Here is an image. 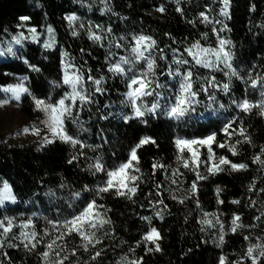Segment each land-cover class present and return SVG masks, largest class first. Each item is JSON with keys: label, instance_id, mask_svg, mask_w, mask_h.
<instances>
[{"label": "trees", "instance_id": "1", "mask_svg": "<svg viewBox=\"0 0 264 264\" xmlns=\"http://www.w3.org/2000/svg\"><path fill=\"white\" fill-rule=\"evenodd\" d=\"M108 4L111 11L106 14L95 13L91 19L103 28L110 26L113 31L111 34L104 32V39L93 42L88 38L86 31L75 37L71 35L72 30L65 16L70 13H82L79 5L73 0H0V47H6V42L18 32L23 31L28 36V29L36 28L39 34L37 41L25 40L22 46L15 47L21 49L17 53L18 56L23 55L41 69L37 74L28 70L19 59L10 55L0 56V84L16 83L14 77L28 76L26 86L32 95L45 98L51 93L53 98L58 99L68 90L67 86L53 88L49 82L60 80V59L63 52L67 53L77 66H83L85 75L89 72L94 77L104 75L103 86L107 89L96 93V102L84 107L75 117L86 131H80L79 125L71 120L65 122L68 134L81 139L86 145H92L91 148L82 149L59 140L43 147H38L39 143L8 145L0 138V181L6 180L17 197L16 202L9 201L0 205V217H17L16 222L19 224V218H27L36 213L33 225L42 234L45 217L63 219L80 207L79 203L74 207L68 206L71 191L79 190L85 184L94 187L101 179V174L93 176L88 171V164L95 163L96 157L99 156L108 167L118 165L141 137L149 136L155 139L156 143L145 144L137 149L140 172L136 174L141 179L138 185L130 182V186H137V193L133 195L132 200L117 197L114 192L97 198L98 203L109 209L104 214L112 221L111 225H106L97 233L102 237L100 246L104 250L103 264H116L119 258L128 252L129 247L135 248V257H143L142 264H217L221 254L225 255L228 261L236 260L246 246L244 235L257 237L264 234V218L259 222L253 219L264 212V194L259 191L264 188V171L250 162L251 157L259 152V146L264 145V117L257 114V109L248 113L241 112L230 101L233 98L241 99L243 96H247L249 100H259L260 92L264 89H253L233 77L228 94L215 89L219 102L226 106L219 112L207 108L206 97H201L205 103L197 105L196 111L183 122L178 123L164 116L153 117L147 123H141L135 118L125 122L119 118V115L130 114L128 107L120 103L124 99L125 85L118 75L114 76L108 72L109 61L105 60V55L111 48L116 55L109 57V60L114 63L121 56L131 54L130 49L135 44L133 36H151L158 46L153 55L158 57L159 50H164L165 61L158 60L161 68L171 64L172 49L177 48L180 50L177 54L184 55L190 61L187 67L192 68L196 76H215L217 81L227 82L228 78L224 76L223 71L195 65L192 58L183 52L185 47L196 40L203 45L214 46L219 34L232 41L231 45L226 47L233 53V68L240 75L247 77L249 69H252L254 75L260 74L264 72V0H230L229 17L220 13V0H179V5L177 0H108ZM162 6L164 11H159ZM178 6L182 12L176 11ZM201 11L208 15L209 20L213 21L212 24L201 22L202 18L198 15ZM21 16L30 19L21 21ZM217 20L228 26L222 33L212 32L213 26L217 29L223 26L216 24ZM48 25L54 29L55 44L46 49L43 45L49 36ZM201 33H208L207 40L201 37ZM112 37L117 40L124 37L123 43L126 47L115 48L109 45L108 41ZM254 65L257 67L253 68ZM219 67L223 69V65ZM157 75L161 82H165L164 77ZM166 82L168 88L174 91L175 78L168 77ZM85 86L87 87V84ZM0 95L6 98L3 93ZM167 99L166 95L161 99V103H166ZM13 101L18 102L26 114L32 113L34 103L31 95L24 93L18 101ZM145 103L150 106L151 98H145ZM73 111L75 113L76 109ZM108 112L113 115L106 120L100 119L102 115L107 116ZM232 116L238 117L234 126H238L240 121L243 122L252 143L237 145V156H233L227 148L217 149L213 146L214 152L216 157L224 155L234 163H248L249 167L234 171L225 165L223 171L208 174L201 164L200 172L206 179L199 182L196 193L200 207L196 206L191 197L184 203H179V199L187 195L185 190L195 177L182 165H177V150L172 142L173 137L207 135L211 131H217L220 122H226ZM224 138L223 133H218V141ZM236 139L237 137H232L229 143H235ZM200 151L201 159L207 162L206 149L202 148ZM81 152L84 155H80ZM184 155L187 156V152ZM73 156L77 158L69 164L68 161ZM153 163L166 165L167 170H154ZM212 163H218V159L214 158ZM177 167L183 173L179 178L182 183L172 184L168 178L172 176V169ZM254 179L255 186L249 191L248 185ZM61 181L68 187L58 189ZM154 182L160 184L161 188L157 189ZM48 188L55 190L60 199L49 200L45 197L44 192ZM217 188L220 189L219 192ZM33 193L40 199H36ZM173 195L177 199H173ZM157 196L163 199L167 208L156 203ZM217 200L222 203H217ZM234 200L240 203H232ZM252 201H255L254 205L251 204ZM156 212H160L163 218L157 217ZM204 212L215 213L225 225L224 243L220 247L214 243L218 239L219 226L208 228L200 223ZM232 213L240 215V223L243 225L258 226L255 229L244 227L235 233L230 232L228 228ZM142 216L152 219L144 221L140 218ZM208 218L215 222V217ZM149 225L154 226L162 237L159 241L161 250L158 252H146L144 244L136 246V241L148 231ZM202 226L206 229L204 232L200 230ZM19 231V227H16L13 235ZM104 232L109 235L103 236ZM54 237L55 233H51L49 238ZM12 242L19 246L8 247L4 244L0 248V264H41L37 253L44 250L48 238L33 251L25 249L18 239ZM78 243V237L68 238L69 246ZM148 247L152 245L149 244ZM88 255L89 253L81 252L76 259L87 260Z\"/></svg>", "mask_w": 264, "mask_h": 264}, {"label": "snow or ice", "instance_id": "2", "mask_svg": "<svg viewBox=\"0 0 264 264\" xmlns=\"http://www.w3.org/2000/svg\"><path fill=\"white\" fill-rule=\"evenodd\" d=\"M100 3L104 5L100 9L101 12L111 11L107 0H100ZM179 5V0H177ZM221 8L220 13L229 17L230 0H220ZM91 8V5H88ZM255 7L254 5L252 6ZM159 11H164L163 6ZM176 11L182 12V9L178 6ZM199 17L202 18L201 22L212 24L213 21L209 20L208 15L201 11ZM21 21H28L30 18L27 16H21ZM71 26L73 21L78 20L79 17L75 14H68L65 16ZM192 23V21H189ZM216 24H222L223 26L217 29L212 27L213 33H222L227 29V24L223 21H215ZM83 28V24L80 25ZM264 27V25H262ZM96 29H99L107 34H111L113 29L109 26L103 28L102 25H96ZM30 35L26 36L23 31L18 32L16 35L11 36L10 40L6 42V47H0V56H12L21 60L27 69L31 72L39 74L41 69L31 63L23 55H17L20 52V48L16 45H23L25 40L37 41L38 33L36 28L32 27L28 29ZM47 32L49 34L48 39L45 40L43 47L51 48L55 44L54 29L51 25L47 26ZM73 37L77 36L76 31H72ZM166 35H170L167 34ZM201 37L205 40L208 38V33H201ZM88 38L93 42H100L105 37L99 32L93 31L91 27L88 29ZM124 37H120L117 40L112 37L108 41L109 45L115 48L126 47L123 43ZM135 41L134 46L130 49V55L121 56L116 62H111L109 57L116 55L111 48L105 55V60L108 63V72L114 76L118 75L125 85V91L123 93L124 99L120 101L122 105H126L130 110L128 115H119V118L125 122L135 118L141 123H147L148 120L153 117L159 118L161 116L168 117L171 120L179 122L185 121L190 115L196 111V106L205 103L201 97H206L207 108L213 109L215 112L225 109V105L220 103L215 89H219L220 92L228 94L231 89L232 78L241 80L246 86L253 89H264V72L260 74L253 73L252 69L248 70L247 77L240 75L235 68H233V53L227 45H231L232 41L225 39L223 36L217 34L216 47H206L201 45L199 40L194 41L183 49V52L188 57L192 58L195 65H201L204 68L216 69L223 71L225 77L228 78L227 82H219L215 76L200 77L196 76L192 68L187 67L190 61L184 55H178L180 51L177 48L172 49L173 57L172 62L161 68L158 64L159 61H165L164 50H159V56L153 55V52L157 50V41L151 36L139 35L133 36ZM147 53V55H146ZM61 65V77L58 81H50V85L53 88H60L67 86L68 90L57 99L48 94L45 98H38L32 95L29 87L26 86L28 76L14 77L16 83L0 84V93H3L6 98L0 99V105L7 104L9 100H19L21 94L27 93L32 96V100L35 108L43 113L44 119L40 121L45 131L40 140L38 147H43L48 144H52L59 140L63 143L71 144L74 147L79 148H91L92 145H86L81 139L74 135H69L65 122L71 120L80 127V131H86L80 121L75 117L79 115V112L84 108L95 103V94L106 91L103 86L105 81L104 75L94 77L91 72L85 75L83 66H77L68 57L67 53H61L60 59ZM223 65V69L219 66ZM257 67L256 65L253 68ZM225 69H227L225 71ZM164 77L165 82H161L158 78ZM4 75H12L10 73H4ZM175 78V90L172 91L168 88L167 78ZM87 84V87L85 86ZM210 89L212 91H210ZM167 95L168 99L166 103H161V99ZM243 96V94H242ZM261 99L249 100L247 96H243L241 99L233 98L230 103L235 105L236 109L241 112L248 113L253 109H257V114L264 117V90L260 92ZM145 98H151L150 106L145 103ZM216 106V107H214ZM76 109L75 113L73 109ZM113 113L108 112L107 116H100V119H108ZM238 119L237 116H232L225 121H221L217 131H211L204 136H179L173 137V144L177 150L176 162L177 165H182L184 169L194 174V179L191 180L187 189L185 190L187 195L183 199H179V203H184L189 197L195 200L196 206L200 207V202L196 199V193L198 192V184L200 181L206 179V176L200 172V165L203 164L208 174H215L216 172L223 171V166L227 165L231 170H242L249 167L248 163H234L227 158V156L220 155L216 157L213 146L217 149H225L233 155L237 156V145L241 143H248L251 145V137L247 134L246 129L243 127V122L240 121L238 126H234V121ZM23 131L28 132L29 129L25 128ZM31 131L40 135L41 130L35 126L31 128ZM218 133H223L224 139L217 140ZM237 137L235 143H229L232 137ZM155 144L156 140L152 137H141L138 143L134 144L127 157L118 165L108 167L97 156L95 163L87 165L88 171L96 176L101 174V179L94 187L89 185H83L79 190H73L70 193V201L68 206L74 207L79 203L80 207L74 212L69 213L63 219L54 218L48 219L45 217V227L41 232H38L33 225V217L19 218V224H17V217L3 216L0 217V248L7 244L8 247H18L19 245L12 242L14 239L21 241L22 246L28 251H33L39 244L46 238L48 242L44 244V250L38 252L41 264H103L104 250L100 246L102 237L97 235L98 232L104 229L106 225H111L112 221L107 218L104 213L109 211L104 204H100L97 198H102L104 194H114L117 197L127 198L132 200L133 195L137 193V186L141 177L136 173L140 172L139 157L137 155V149L145 144ZM206 149V160L201 159V149ZM260 150L254 156L251 157V163L257 165L259 170L264 171V145L259 146ZM187 152V156L184 153ZM80 155H84L83 152ZM77 157L73 156L68 163L71 164ZM214 158L218 159V163H212ZM152 168L155 170L159 168L161 171L167 170V166L163 164L153 163ZM183 176L179 167L172 169V176L168 178L170 183L178 184L182 183L179 179ZM130 182H134L133 186H130ZM155 184V182H154ZM255 186V179L249 183L248 190L252 191ZM68 187L63 181L58 185V189H64ZM157 189L161 188L160 184H155ZM220 191L219 188L216 189ZM261 194H264V188L259 189ZM36 199L40 197L33 193ZM44 196L49 200H58L60 197L56 195V191L52 188H48L44 192ZM91 197V198H89ZM173 199H177L176 196H172ZM17 197L14 194L9 183L0 181V205H5L6 202H16ZM151 203V200L149 201ZM156 203L167 208L163 199L156 197ZM217 203L222 201L217 200ZM234 204L240 203L238 200L232 201ZM251 204H255L252 201ZM143 206V205H142ZM247 206V205H246ZM155 215L159 218H163L160 212H156ZM215 217V222L208 217ZM203 219L200 221L201 225H206L208 228H216L219 226V235L217 241V247H220L224 243L225 225L221 222L220 218L215 213H203ZM141 220L150 221L152 218L148 216L140 217ZM264 218V212L260 215L254 216L253 219L261 221ZM241 217L237 213H232V219L228 231L237 232L238 229L247 227L249 229H255L258 225L249 224L243 225L240 223ZM19 227L18 234L13 235V230ZM201 232H204L205 227H201ZM51 233H55L54 238H49ZM108 232H104L103 236H108ZM79 238L78 245H68V238ZM162 239L159 231L149 225L147 232H144L140 239L136 241V246L141 244L145 245L146 252L160 251L159 241ZM244 241L246 246L243 252L238 256L236 260L228 261L227 257L221 254L218 257L217 264H264V236L252 237L251 235H244ZM26 241V243H25ZM151 244L152 247H148ZM191 249H189V252ZM83 253H89L87 260L76 259L78 255ZM135 248L129 247L128 252L122 255L116 264H142L143 257H135ZM6 255V254H5Z\"/></svg>", "mask_w": 264, "mask_h": 264}, {"label": "rangeland", "instance_id": "3", "mask_svg": "<svg viewBox=\"0 0 264 264\" xmlns=\"http://www.w3.org/2000/svg\"><path fill=\"white\" fill-rule=\"evenodd\" d=\"M79 5V9L82 11L81 15L78 13L75 16L79 17L78 20L73 21L70 26L72 31H76L77 35H81L84 31L88 32L89 27L93 31L99 32L104 36V32L96 29L95 22L91 19V16L95 13L106 14L108 11L101 12L100 9L104 7L100 0H73ZM108 3V0H107ZM88 5H91L89 8ZM68 15V14H67ZM83 24V28L80 25ZM203 45V44H201ZM206 47H216V45H203ZM0 99H5L0 95ZM31 114H26L20 107L18 102L9 100L7 104L0 105V138L8 145H22L28 143H40V140L45 131L43 125L40 123L44 119L43 113L38 111L35 106L33 107ZM35 126L41 130V134L38 136L31 131V128ZM28 128L29 131L25 132L23 129ZM264 236V234H263Z\"/></svg>", "mask_w": 264, "mask_h": 264}]
</instances>
